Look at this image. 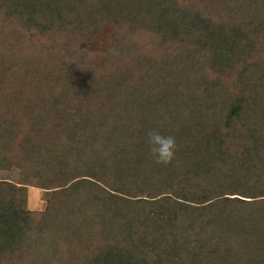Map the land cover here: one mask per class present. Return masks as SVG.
<instances>
[{"label":"trees","instance_id":"1","mask_svg":"<svg viewBox=\"0 0 264 264\" xmlns=\"http://www.w3.org/2000/svg\"><path fill=\"white\" fill-rule=\"evenodd\" d=\"M7 165L0 264H264V0H0Z\"/></svg>","mask_w":264,"mask_h":264},{"label":"rangeland","instance_id":"2","mask_svg":"<svg viewBox=\"0 0 264 264\" xmlns=\"http://www.w3.org/2000/svg\"><path fill=\"white\" fill-rule=\"evenodd\" d=\"M109 42V33L98 40L100 46L107 45ZM0 179L9 181L10 185L15 188L16 196L19 199H25L30 209L42 211L47 208L52 192L38 187L34 179L23 176L16 166L7 165L0 168Z\"/></svg>","mask_w":264,"mask_h":264},{"label":"clouds","instance_id":"3","mask_svg":"<svg viewBox=\"0 0 264 264\" xmlns=\"http://www.w3.org/2000/svg\"><path fill=\"white\" fill-rule=\"evenodd\" d=\"M149 152L155 163L168 166L176 159L178 145L175 136L165 135L159 128L147 132Z\"/></svg>","mask_w":264,"mask_h":264}]
</instances>
